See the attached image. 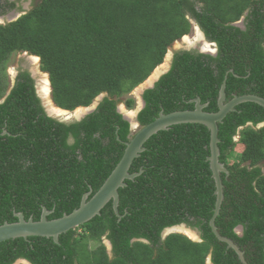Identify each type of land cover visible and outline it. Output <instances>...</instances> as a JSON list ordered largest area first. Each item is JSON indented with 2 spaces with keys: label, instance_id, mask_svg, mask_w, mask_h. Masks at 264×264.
<instances>
[{
  "label": "trees",
  "instance_id": "trees-1",
  "mask_svg": "<svg viewBox=\"0 0 264 264\" xmlns=\"http://www.w3.org/2000/svg\"><path fill=\"white\" fill-rule=\"evenodd\" d=\"M15 7L0 0V16ZM243 17L245 28L234 25ZM191 20L218 53L176 51L170 71L144 93L140 124L162 111L194 110L197 99L217 113L224 82L225 103L236 96L264 98V0H33L26 15L0 25V73L13 53L29 52L41 58L62 109L89 107L108 94L81 122L62 123L47 115L32 76L19 75L0 104V226L18 222L17 213L39 221L45 208L49 220L61 218L100 190L130 141L119 103L190 34ZM6 91L0 77V100ZM134 104L126 101L128 108ZM262 123L264 107L253 102L219 123L220 161L230 174L222 173L225 198L216 225L249 264H264ZM210 139L201 124L159 132L131 166L130 173L140 175L119 189L121 218L111 201L101 215L62 234L59 244L46 237L5 241L0 264H208L210 256L212 264H243L210 225L217 201ZM182 224L198 229L202 240L180 233L164 238L167 228Z\"/></svg>",
  "mask_w": 264,
  "mask_h": 264
},
{
  "label": "water",
  "instance_id": "water-1",
  "mask_svg": "<svg viewBox=\"0 0 264 264\" xmlns=\"http://www.w3.org/2000/svg\"><path fill=\"white\" fill-rule=\"evenodd\" d=\"M234 25L240 26V23H236ZM204 41L206 42L205 36H204ZM175 48L170 49L166 56L170 65L177 50H181V49L189 50V51L196 50L197 46H192V47L189 46L183 48L175 47ZM170 68L167 71L158 74L156 77L157 78L156 81L151 86H145L142 89L137 88L136 93L141 101L140 108L137 110L135 117L133 119L126 118L130 122L131 128H133V124H135L137 126V130L132 131L130 141L126 143V150L121 161L116 166V168L111 173V175L108 177V179L105 181V183L100 188V190L91 199H89V197L91 196L92 193L90 192L86 194L78 209L74 210L71 214H65L63 217L58 219L49 220L48 216L52 214V212L48 211L46 208L43 210L41 219L39 221H34L33 218L26 220L25 215L23 213H17L16 216L19 219L18 222L16 223L6 222L0 226V243L17 238L29 239L30 237H46V238H53V240L59 244L60 236L62 234H65L71 230H76L78 227L93 220L96 216L101 215V211L111 201H113L115 213L117 214V216L121 218L122 216L120 215L119 212V204H120L119 189L127 186V184L125 183L126 180H134L136 177L140 175V174H131L130 169L134 160L139 158L141 154L146 150L144 146L149 141V139L161 131L169 130L171 127L175 125L201 124L206 126L211 132V139H210L211 155L208 157V161L210 162V166L213 172V179L215 180L216 183L215 194L217 195V201L214 210V215L210 221V225L217 238L220 241L227 243L228 248L234 249L239 255V259L242 261L243 264H249L248 261L246 260L245 253L240 249V247L237 244H235L231 239L222 236L216 225V218L220 214L222 203L225 198L222 173H226L228 175L230 174L228 168L223 163L220 162L221 152L219 148V143H220L219 123L223 122V120L227 117V115L230 112L235 111L236 107L240 104L253 102L264 107V98L257 95L236 96L230 102L225 103L226 82H224L220 91V98L218 103L219 111L217 113L206 112L204 109L208 105L202 104L201 99H197L194 101L196 103L194 110L177 111L170 114H166L164 111H162L159 117L155 121H153L152 123L146 126H141V124L138 122V114L146 107V102L144 100L143 95L146 92V90L154 88L156 83L160 80V78L169 72ZM105 97L106 95H101L97 99V104L95 108L93 110L87 111L80 118H77V120L81 121L87 114L92 113ZM119 111L120 113H122L121 110ZM47 113L50 117L54 119H60L59 117L52 115L48 110ZM3 134H7V132L5 131L3 132ZM177 228L179 227L167 229L164 232V238ZM180 228L182 230H188L192 232L196 237L195 239H193L194 241L201 240L198 233L193 229L189 228L187 225H181ZM108 247L111 252L112 245L110 242H108ZM20 262H22L23 264H32L24 259L21 260ZM209 264H212L211 256L209 257Z\"/></svg>",
  "mask_w": 264,
  "mask_h": 264
},
{
  "label": "clouds",
  "instance_id": "clouds-1",
  "mask_svg": "<svg viewBox=\"0 0 264 264\" xmlns=\"http://www.w3.org/2000/svg\"><path fill=\"white\" fill-rule=\"evenodd\" d=\"M10 2H14V3H16V7L14 8V9H12V10H9L7 13H5L4 15H2V16H0V25H6V24H9V23H13V22H15V21H17L19 18H21L22 16H24V15H26L29 11H26L27 9H25V7H24V5H22V2H21V0H17V1H15V0H9ZM11 11V13H9ZM243 20H241L242 22H243V27L242 28H245V18L243 17L242 18ZM6 21V22H5ZM240 21V22H241ZM240 22H238V23H240ZM191 23H192V25L193 24H195V26H197V28H199V31H200V33L202 34V38H203V41L202 42H199L197 45H192V46H197V49L196 50H199L201 53H204V54H210V55H214V56H216L217 55V53H218V46H217V44L216 43H214V42H211V41H209L208 39H207V37H206V35H205V33L203 32V30L200 28V26L195 22V21H192L191 20ZM239 27H241V26H239ZM187 36H189V35H187ZM187 36H185V37H183L181 40H178V41H184V39L187 37ZM204 36L206 37V43L207 44H209V45H211L212 47H214V50H215V52H208L207 50H203L202 48H201V43H202V45H203V42H205L204 41ZM176 43V42H175ZM191 46V47H192ZM183 47H189V46H186V42L183 44ZM182 47V48H183ZM181 50H184V49H181ZM177 51H179V50H177ZM187 51H189V50H187ZM191 51V50H190ZM19 53H22L21 55H23V56H25L30 62L31 61H34V63H36V61L35 60H33L34 58H39V63L41 64V66L39 67V70H40V72L42 73V74H45L46 76H48V78H49V84H50V93H52V86H51V81H50V76H49V73H47V72H45V71H43L42 70V63H41V58L39 57V56H36V55H32V54H30L29 52H19ZM216 54V55H215ZM174 59V58H173ZM166 60V59H165ZM38 62H37V64H39ZM172 63H173V60H172ZM172 63H171V68H172ZM30 65V64H29ZM163 65V64H162ZM161 66V65H160ZM3 67V66H2ZM170 68V69H171ZM8 71V72H7ZM170 71V70H169ZM16 72H17V70H16ZM7 73H9V68H8V70L6 69V67H5V69H4V71L2 72V73H0V77L2 78V79H4V76H7ZM154 73V72H153ZM10 75V74H9ZM3 76V77H2ZM18 72L16 73V76L14 77V83H13V85L11 86V87H9V88H7V91H6V93H5V95L3 96V98L0 100V104H2L6 99H7V97L10 95V93H11V91H12V89L14 88V86L16 85V82H17V80L16 79H18ZM152 76V75H151ZM150 76V77H151ZM149 77V78H150ZM35 78V77H34ZM36 79V78H35ZM4 83H6V81L4 80ZM36 89H37V94H38V96L41 98V100H42V97H43V94H42V96L39 94V92H38V87H37V79H36ZM6 84H8V83H6ZM143 84V83H142ZM141 84V85H142ZM140 86V85H139ZM138 86V87H139ZM8 87V86H7ZM137 87V88H138ZM137 88H135V89H137ZM134 89V90H135ZM133 90V91H134ZM132 91V92H133ZM101 95H106V97H107V93H103V94H101ZM100 95V96H101ZM100 96H98L97 98H96V100L94 101L95 102V104H94V102L92 103V105L91 106H93V108H91V106H89V107H79V108H86V109H89V111L90 110H93L94 108H95V106H96V104H97V99L100 97ZM143 97H144V95H143ZM123 99V98H122ZM104 100V99H103ZM102 100V101H103ZM101 101V102H102ZM101 102L99 103V105L101 104ZM42 103H43V100H42ZM121 104L122 103H124V100H122L121 102H120ZM119 103V105H118V112L120 113V111L119 110H121V112L122 113H120L122 116H123V118H124V120H126L127 122H129L126 118H128L127 117V115H126V113L124 112V110L123 109H121V104ZM52 104L56 107V108H59V109H62L61 107H59L56 103H55V101H54V99H53V94H52ZM125 104H126V101H125ZM99 105L97 106V108L92 112V113H94L97 109H98V107H99ZM43 106L45 107V111H46V113H47V110H48V107H46L44 104H43ZM127 107V106H126ZM128 108V107H127ZM139 108H140V106H139ZM78 109V108H77ZM76 109V110H77ZM62 110H64V111H67V112H70V113H74L76 110H73V111H69V110H65V109H62ZM87 112V111H86ZM137 111H135V113H136ZM92 113H90V114H92ZM141 113V112H140ZM139 113V114H140ZM90 114H87L82 120H84L88 115H90ZM139 114H138V117H139ZM47 115H48V113H47ZM49 116V115H48ZM50 117V116H49ZM135 117V116H134ZM52 118V117H51ZM60 119H55V120H57V121H59V122H62V123H67V124H69V123H75V122H81V121H78L77 120V118H72V119H64V118H62V117H59ZM54 119V118H53ZM138 122H139V120H138ZM140 123V122H139ZM129 124H130V122H129ZM142 126V125H141ZM264 126V123H262V124H260L258 127L259 128H261V127H263ZM130 130H131V134H132V131H136L137 130V126L136 127H133V128H131V124H130ZM130 138H131V135H130ZM235 140H236V142H239L240 141V132L238 133V135L235 137ZM71 142H73V140H71ZM221 152V151H220ZM220 157H221V155H220ZM221 162V161H220ZM222 163V162H221ZM225 165V164H224ZM226 166V165H225ZM182 225H186V224H182ZM180 226L181 225H179V226H174V227H170V228H175V227H179V228H177V230L179 229L180 231L179 232H171V233H169V235L170 234H173V233H180V234H183V235H185V236H187V237H189L188 235H186V234H184L183 232H181V228H180ZM188 226V225H187ZM189 227V226H188ZM79 228V227H78ZM170 228H167V229H170ZM189 228H191V229H193L194 231H196L197 233H198V235H199V237H200V239H201V232L198 230V229H196V228H192V227H189ZM166 229V230H167ZM240 229V230H239ZM242 230V231H241ZM243 227L241 226V227H239L238 229H237V231H240V232H238L239 234H243ZM168 235V236H169ZM168 236H166L165 237V239L168 237ZM190 238V237H189ZM191 240H193L192 238H190ZM202 240V239H201ZM200 240V241H201ZM194 241V240H193ZM200 241H195V242H200ZM108 242H110L106 237L104 238V243L106 244V246H107V248H108V251H110L109 250V247H108ZM111 243V242H110ZM112 245V244H111ZM111 253H112V250H111ZM110 253V254H111ZM21 260H23V259H19L15 264H20V261ZM24 260H27V259H24ZM27 261H29V260H27ZM30 262V261H29ZM31 263V262H30ZM21 264H23L22 262H21ZM208 264H209V259H208Z\"/></svg>",
  "mask_w": 264,
  "mask_h": 264
},
{
  "label": "rangeland",
  "instance_id": "rangeland-1",
  "mask_svg": "<svg viewBox=\"0 0 264 264\" xmlns=\"http://www.w3.org/2000/svg\"><path fill=\"white\" fill-rule=\"evenodd\" d=\"M15 1H17V0H15ZM21 2H22V5H24V7H25V9H27L26 11H29L30 9H32L33 8V0H21ZM6 22V21H5ZM240 26L241 27H243V22L241 21L240 22ZM199 28H197V26H195V24H193L192 25V30H191V32H190V34H189V36H187V38H189V40L190 41H193V43L195 42V40L197 39V37H198V35H199ZM203 41V38H202V40L200 41V42H202ZM185 43V39H184V41L182 40V41H178V42H176L173 46H172V48L171 49H173V48H175V47H183V44ZM196 43V42H195ZM194 43V44H195ZM198 43H196L195 45H197ZM201 45V48L204 50V42H203V45H202V43L200 44ZM186 46H188L187 45V43H186ZM208 46V45H207ZM176 49V48H175ZM178 49V48H177ZM212 49L213 50H207L208 52H215V50H214V47H212ZM22 53H19V52H15V53H13L12 55H11V57H10V59L6 62V64H5V67H6V69L8 70V68H9V73H7V76H4V80L6 81V83H8L7 84V88H9V87H11L12 85H13V83H14V77L16 76V70H18V68L20 67V66H23V65H27V66H29L30 67V70H31V72H32V74H33V76L37 79V87H38V92H39V94L42 96V94H43V92H42V94H41V88H42V90H43V87L45 88V86L44 85H46V86H48V83H49V78H48V76H46L45 74H42L41 72H40V70H39V67L41 66V64L39 63V64H37V62L36 63H34V61H29L25 56H23V55H21ZM34 60V59H33ZM30 64V65H29ZM39 66V67H38ZM163 66H165V68H164V70L165 71H167L169 68H170V64H169V61L167 60V58H166V60L164 61V63H163V65H161L158 69H157V71H159L160 69L161 70H163ZM163 70V71H164ZM156 71V72H157ZM8 72V71H7ZM155 72V73H156ZM10 74V75H9ZM154 74V73H153ZM153 76V75H152ZM151 76V77H152ZM3 77V76H2ZM49 87H50V84H49ZM136 90L137 89H135L133 92H131L129 95H127V96H125L122 100H124V103H120L121 104V109H123L124 110V112L126 113V114H129V113H132V112H135V111H137L138 109H139V106H140V98H139V96L137 95V93H136ZM48 96L50 97V99H51V102H52V93H50L49 95L47 94V91H46V94L44 93L43 94V97H42V100H43V104L45 105V106H47L48 107V103H50V102H48ZM47 99V100H46ZM129 99H133L134 101H135V104H134V106H132L131 108H127L126 107V104H125V101H127V100H129ZM94 104H95V102H94ZM91 108H93V106H91ZM77 112H79V111H77ZM77 112H74V113H71L73 116H78V115H76L77 114ZM70 116V115H69ZM240 152H237V154H239ZM179 232L180 230H177V229H175L173 232ZM81 232V231H80ZM181 232H183L184 234H186V235H188V236H191L190 234H192V232H190V233H188L187 231H184V230H182ZM238 232H240V231H238ZM91 248H93V244L91 245ZM109 253H111L110 251H109ZM20 264H21V262H20Z\"/></svg>",
  "mask_w": 264,
  "mask_h": 264
},
{
  "label": "bare ground",
  "instance_id": "bare-ground-1",
  "mask_svg": "<svg viewBox=\"0 0 264 264\" xmlns=\"http://www.w3.org/2000/svg\"><path fill=\"white\" fill-rule=\"evenodd\" d=\"M202 40V34L199 32V35H198V37H197V39L195 40V42L196 43H199L200 41ZM185 42L187 43V45L188 46H192V45H195L194 43H193V41H190L189 40V38H185ZM208 45V46H207ZM213 50L212 49V46L211 45H209V44H207L206 42H204V50ZM34 60L36 61V62H38V60H39V58H34ZM164 68H165V66H163V70H164ZM163 70H159V71H155L154 72V74H153V76L152 77H150V78H148L140 87H138L139 89H142V88H144L145 86H151L152 84H154V82L156 81V77H157V75L158 74H160V73H162V72H164ZM45 86V88H46V90H45V92L48 90V88H47V86L46 85H44ZM50 89V88H49ZM42 91V90H41ZM44 93V92H43ZM48 93V92H47ZM47 100V99H46ZM50 100V99H49ZM48 102H50V103H48V111L52 114V115H54V116H56V117H62V118H66L68 115H71V113L70 112H67V111H64V110H62V109H59V108H56L53 104H52V102H51V100L50 101H48ZM140 105H141V101H140ZM47 107V106H46ZM77 111H79V112H77ZM86 111H89V109H86V108H78L75 112H77V114L76 115H81V113H86ZM84 113V114H85ZM135 112H132V113H129V114H126L127 115V117L129 118V119H133L134 118V116H135ZM74 117V116H73ZM79 117H81V116H79ZM133 127H136V125L135 124H133ZM179 230V229H178ZM181 231H182V229H181ZM184 231H187L188 233H190V231H188V230H184ZM191 236H189L190 238H192V239H195L196 237H195V235L192 233V234H190Z\"/></svg>",
  "mask_w": 264,
  "mask_h": 264
},
{
  "label": "flooded vegetation",
  "instance_id": "flooded-vegetation-1",
  "mask_svg": "<svg viewBox=\"0 0 264 264\" xmlns=\"http://www.w3.org/2000/svg\"><path fill=\"white\" fill-rule=\"evenodd\" d=\"M9 13H11V11H10ZM38 62H39V60H38ZM17 72H18V76H17V77H19V75H20L21 73H28V74H30V75L32 76V78H33V79L35 80V82H36V79L34 78V76H33L32 72H31L29 66H27V65L20 66V67L18 68ZM16 80H17V79H16ZM48 87H49V83H48L47 88H48ZM49 88H50V87H49ZM49 88H48V90H47V92H48L47 94H48V95L50 94V89H49ZM41 90H42V88H41ZM45 90H46V88L43 87V90L41 91V94H42V92H44V93L46 94ZM47 99H48V101L51 100L49 96H48ZM49 99H50V100H49ZM84 113H85V112H84ZM84 113H81V115L74 116V117H73V115L71 114L70 116L68 115L65 119L80 118L79 116L84 115Z\"/></svg>",
  "mask_w": 264,
  "mask_h": 264
}]
</instances>
